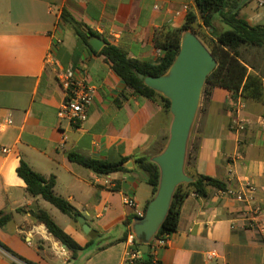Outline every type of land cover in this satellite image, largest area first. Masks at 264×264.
I'll list each match as a JSON object with an SVG mask.
<instances>
[{
  "label": "crops",
  "instance_id": "obj_1",
  "mask_svg": "<svg viewBox=\"0 0 264 264\" xmlns=\"http://www.w3.org/2000/svg\"><path fill=\"white\" fill-rule=\"evenodd\" d=\"M252 1L241 7L240 16L250 25H264V6ZM191 11L199 17L195 0H0V213L11 215L0 227L1 244L34 264H126L130 236L138 238L133 233L137 217L124 199H134L145 216L155 194L136 160L151 161L163 152L170 109L166 112L159 102L135 95L105 57L63 21L62 13L98 34L104 45L111 43L133 59L155 64L163 56L155 44L157 32L181 27ZM215 27L220 30L222 24L215 21ZM209 34L212 39V30ZM251 50L261 52L240 48L249 70L264 81V61L252 58ZM66 69L95 91L88 118L79 125L58 118L65 94L57 72ZM233 118L248 123L240 134L230 129ZM2 147L11 153L3 154ZM70 153L107 162L126 160V170L98 175L71 162ZM21 160L45 178L55 177L56 194L98 232L95 239L67 215L60 223L47 201L27 191L16 173ZM187 168L222 181L228 189L252 183L264 217V102L209 89L190 135L185 172ZM37 210L46 211L83 247L75 258L45 225L33 220L29 212ZM245 210L215 188L208 189L206 198L190 195L167 245L156 255L151 251L153 262L264 264V233L246 226ZM130 218L131 224H125ZM16 260L24 263L0 247V264Z\"/></svg>",
  "mask_w": 264,
  "mask_h": 264
},
{
  "label": "trees",
  "instance_id": "obj_2",
  "mask_svg": "<svg viewBox=\"0 0 264 264\" xmlns=\"http://www.w3.org/2000/svg\"><path fill=\"white\" fill-rule=\"evenodd\" d=\"M240 0H195L196 8L202 24H198L199 17L194 12H189L185 23L178 28L163 27L157 32L155 44L163 53V56L155 64L145 63L133 59L129 54L108 42H105L103 48L96 52L104 56L105 60L111 64L113 72L121 79L122 83L132 90V92L155 102H159L166 112L170 109V100L152 88L145 85L139 79L138 72L145 76H162L173 64L180 50L181 38L185 31L191 30L197 34L200 27L212 30V39H210V48L207 47L217 61L216 68L207 77L203 95L208 94L206 88H222L231 93L233 99L243 97L247 100L264 102V81L263 77L253 70L250 71L248 64L244 60L240 48L243 46L257 47L264 49V25H250L240 16L241 8H238ZM251 2L248 0L243 6ZM62 19L71 25L81 41L93 50L89 43L90 37H99L91 29L77 22L66 12L62 13ZM215 21L222 24V29L217 30ZM198 26V27H197ZM94 51V50H93ZM68 158L71 162L79 164L84 168L98 175H109L118 171L126 170L124 164L126 160L119 162H107L103 160L91 159L77 153H70ZM138 166L147 174L148 184L152 187L153 194L157 193L160 181L159 167L147 158H138ZM187 174L193 178V181L187 184H181L175 190L170 211L155 236V240L166 234L175 232L178 228L180 213L184 201L190 196L208 197V189L215 188L225 190L226 185L215 178L192 174L188 168ZM18 177L26 184L27 191L34 197H40L47 201L62 214L70 217L75 223H78L80 213L65 198L55 192V177L45 178L35 172L24 160L20 161L16 169ZM23 212L24 210H18ZM29 214L37 223L45 225L50 233L66 249L72 252L75 258L77 253L83 249L68 233H66L44 210L30 211ZM11 219V215L0 213V227H3ZM134 218H130L125 224L130 225ZM124 238H122L123 240ZM121 240V241H122ZM120 241V240H119ZM144 239H134L132 250L139 251V246ZM93 241H91L92 243ZM0 247L9 252L15 258L23 261L25 264H34L12 252L8 247L0 243ZM104 247H100L99 250ZM152 243L148 254L141 256L133 264H158L153 262L151 254Z\"/></svg>",
  "mask_w": 264,
  "mask_h": 264
},
{
  "label": "water",
  "instance_id": "obj_3",
  "mask_svg": "<svg viewBox=\"0 0 264 264\" xmlns=\"http://www.w3.org/2000/svg\"><path fill=\"white\" fill-rule=\"evenodd\" d=\"M247 1L240 0L238 8ZM89 43L96 51L104 46L97 37H90ZM216 66L217 61L210 50L193 31L187 30L182 35L177 57L164 75L154 77L137 73L146 86L170 100L172 117L168 142L163 152L151 160L160 170L157 193L147 206L145 216L137 218L133 225L135 237L145 241L139 246L141 256L148 254L149 243L164 223L177 187L193 181L185 172L188 143L207 77ZM78 223L89 238L98 236L83 217H78Z\"/></svg>",
  "mask_w": 264,
  "mask_h": 264
},
{
  "label": "built area",
  "instance_id": "obj_4",
  "mask_svg": "<svg viewBox=\"0 0 264 264\" xmlns=\"http://www.w3.org/2000/svg\"><path fill=\"white\" fill-rule=\"evenodd\" d=\"M259 7L264 6V0H256ZM184 10H188L185 6ZM57 81L65 94V100L62 103L59 111L58 118L66 120L71 124L79 125L84 123L88 118V110L91 106L94 98V89L88 86L83 80H79L75 76L73 69H66L57 72ZM7 125L12 124L11 119H7L5 122ZM248 123L238 118H233L230 123V129L237 134L243 132ZM3 154L11 153V149L2 147ZM219 193L223 196L232 198L239 204L245 205L244 215L247 222V227L252 230H257L259 233H264V217L262 210L255 204L256 188L255 186L247 182L240 189L226 188L225 190H219ZM124 203L133 212L137 218L144 217V211L141 209L137 202L132 198H125ZM169 234L156 239L152 245V254L156 255L157 250L164 248L167 245ZM131 249L128 252L126 264H133L141 257V252L132 250L134 236H130ZM17 264H24L22 262L15 261Z\"/></svg>",
  "mask_w": 264,
  "mask_h": 264
},
{
  "label": "rangeland",
  "instance_id": "obj_5",
  "mask_svg": "<svg viewBox=\"0 0 264 264\" xmlns=\"http://www.w3.org/2000/svg\"><path fill=\"white\" fill-rule=\"evenodd\" d=\"M257 2L256 0H253L252 1V5H256ZM258 5V4H257ZM198 27V26H197ZM198 29V32L197 34V37L204 43V45L206 47H211L210 46V39L211 37L209 36V30L204 28V27H200V28H197ZM217 29V28H216ZM218 30V29H217ZM263 51L264 49H261V52L260 51H253L251 50L250 53H248L249 55H251V57H255V58H258L262 63L264 61V54H263ZM203 91H204V88H203ZM206 92H209L208 88H206ZM207 99V93L206 95H203V92H202V97H201V102H205ZM48 206L51 208V210H53V212L55 213L56 217H57V220L61 223V218H64L65 220L68 219V217H66L65 215H63L57 208H55L53 205H50L48 203ZM79 226H81L79 223H77Z\"/></svg>",
  "mask_w": 264,
  "mask_h": 264
}]
</instances>
